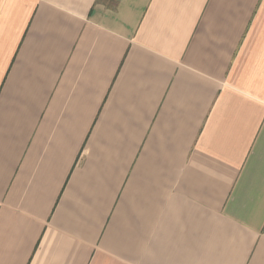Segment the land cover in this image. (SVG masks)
Instances as JSON below:
<instances>
[{"label":"crops","instance_id":"crops-1","mask_svg":"<svg viewBox=\"0 0 264 264\" xmlns=\"http://www.w3.org/2000/svg\"><path fill=\"white\" fill-rule=\"evenodd\" d=\"M0 264H264V0H0Z\"/></svg>","mask_w":264,"mask_h":264}]
</instances>
